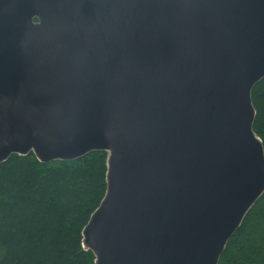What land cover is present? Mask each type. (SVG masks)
<instances>
[{
  "label": "water",
  "instance_id": "95a60500",
  "mask_svg": "<svg viewBox=\"0 0 264 264\" xmlns=\"http://www.w3.org/2000/svg\"><path fill=\"white\" fill-rule=\"evenodd\" d=\"M264 0H0V163L108 153L95 264H218L264 194Z\"/></svg>",
  "mask_w": 264,
  "mask_h": 264
},
{
  "label": "trees",
  "instance_id": "16d2710c",
  "mask_svg": "<svg viewBox=\"0 0 264 264\" xmlns=\"http://www.w3.org/2000/svg\"><path fill=\"white\" fill-rule=\"evenodd\" d=\"M254 131L264 146V79L252 91ZM108 153L0 163V264H95L83 229L105 196ZM218 264H264V194L230 237Z\"/></svg>",
  "mask_w": 264,
  "mask_h": 264
}]
</instances>
